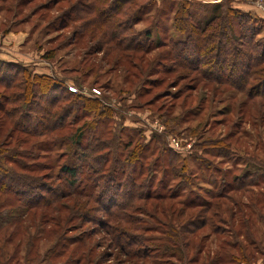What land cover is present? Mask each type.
Returning a JSON list of instances; mask_svg holds the SVG:
<instances>
[{"label":"rangeland","instance_id":"rangeland-1","mask_svg":"<svg viewBox=\"0 0 264 264\" xmlns=\"http://www.w3.org/2000/svg\"><path fill=\"white\" fill-rule=\"evenodd\" d=\"M95 1L33 0L23 5L20 0H0V96L11 97L21 91L22 74L10 77L2 72L7 69L11 73L18 65L31 73L51 75L61 82L62 88L55 91L59 98L66 95L63 88L69 91V87H74L73 94L100 102L96 112L76 116L70 113L66 121H70V125L62 131L30 135L32 127L26 128L27 132L18 130L14 133L16 144L5 136L9 130L7 124L6 131L0 130V150L10 148L16 154L13 156L21 158L28 166L40 164L34 167L36 171L29 172L42 175L44 187L50 190H66V177L60 167L74 164L79 173L77 186L95 192L99 200L103 198L100 203L86 199L84 206L80 203L77 206V196L70 195L61 198L57 205L25 207L19 194L0 189V215L3 213L0 234L5 236V230L18 233L13 241L17 242L16 255H19L18 261L7 258L15 253L11 245L6 244L0 253V264H74L78 252L70 255L68 250L62 259L51 253L62 249L57 242L74 246L71 238L86 231L93 234L95 246L102 244L95 249L91 260L93 262L101 253L99 264H214L211 259L214 260V253L219 251L215 236L220 240L239 241L247 249L251 246L241 236L246 232L252 234L257 247H262L264 87L253 86L258 78L264 77L260 76L264 74V61L255 66L258 73L247 79L246 84L242 69L247 57L237 54L236 49L244 53L252 49L264 53V15L256 12L252 0H130L116 8L113 4L122 0ZM92 4H96L95 8L89 9L83 19L73 17L72 11L81 13ZM184 8L190 11L194 24H181L174 18L175 12ZM63 10L67 18L60 27L55 16ZM241 13H246L247 24L251 25L240 28ZM91 18L95 19L94 25L87 24ZM124 20L126 25L118 24ZM116 21L117 30L121 31L119 38H124L122 53L107 49L113 44H108L110 33L107 30L105 34L103 27L97 25L108 26ZM83 28L85 31L78 30ZM238 31L242 33L239 35ZM102 41L108 42L96 52V46ZM7 61L16 62L10 66ZM72 79L78 80L77 83ZM58 104L61 107L67 102ZM107 112L108 116H101ZM83 123L87 128L83 136L100 144L99 156H95L99 164L95 169L76 164L77 156L83 151L81 148L54 147L61 135ZM89 125L95 126L96 131L89 129ZM22 140L28 144L24 145ZM172 156L179 158L178 161H187L189 167L183 172L188 181L168 173L166 164ZM241 174L246 176L238 183L244 187L227 195L244 204L242 210L250 226L235 222L240 213L234 220L229 218V213L212 216L214 229L211 225L201 227L192 238L197 249L185 254L180 250L170 256L175 249L173 234L178 231V220L182 219L178 217L181 204L176 201L187 192L183 186H195V192L209 199V195L216 194L217 186L226 185V180L230 182ZM132 187L137 195L125 200L129 196L125 193ZM176 189L181 194L175 198L150 197L155 192L169 193ZM144 192L151 193L145 196ZM111 196L116 200L113 202L127 204L125 209L116 211L125 214L123 219H116L117 213L111 217L105 210L109 208L107 200ZM69 203L76 204L74 213L67 212ZM55 206L58 214L65 216L55 228L59 232L57 239L42 234L49 229L47 221L52 222V216L48 214ZM15 209L23 211L15 212L18 216L7 226L2 218L7 213L13 214ZM42 212L44 217H40ZM17 220L20 222L16 228ZM107 221L130 236L131 242L150 238L144 247L148 258L134 253L140 250V245L126 247V254L107 247L106 239L115 234L106 231ZM153 227L157 230L151 231ZM163 232L172 236H165ZM226 250L236 253L235 248ZM227 251L225 256L229 255ZM90 258L86 257L80 264H89ZM262 261L258 256L252 264Z\"/></svg>","mask_w":264,"mask_h":264},{"label":"trees","instance_id":"trees-1","mask_svg":"<svg viewBox=\"0 0 264 264\" xmlns=\"http://www.w3.org/2000/svg\"><path fill=\"white\" fill-rule=\"evenodd\" d=\"M31 1L33 0H20V4L22 3L23 5H25ZM59 1L60 0H56V2H59ZM96 1L100 2L103 0H96ZM117 1L119 0H115V2ZM128 2H130V0H122L120 1L119 4L118 3L113 4V8L122 7L121 5L123 3L125 4ZM95 5L96 4H92L88 6L89 8L83 9L81 13L74 14L76 13V10L72 11L71 13L73 17L78 18V19H83L85 13H87L89 9H94ZM181 8H183V6ZM190 14H191L190 11L184 8L183 11L182 10L176 11L174 18L179 19L181 21V24H194L190 18ZM133 16H136L135 12ZM55 18L59 19L58 26L63 27L64 20L67 18L66 11L63 10L62 12L59 13V15H56ZM94 21L95 19L91 18V20L87 21V24L94 25ZM102 21L105 22L106 20H102ZM248 21L249 19L246 13H241V21L239 22L238 25L241 24L240 28H244L245 25L248 23ZM116 24H117V21L115 23L108 24V26L106 24H97V25L103 27L105 34L107 30H108V33H110L111 41L108 44H112V42L113 44L109 45L107 49L117 50V52L121 51L122 53L125 47L122 46L121 41L124 38L123 37L119 38L121 31L117 30ZM118 24L126 25V22L124 20V21H120ZM247 25H251V24H247ZM80 27H83V24L80 25ZM184 27H186V25H184ZM78 30L85 31V28L78 29ZM238 33L240 35L242 31H238ZM241 38H242V35H241ZM102 42L101 44H98L99 46H96L97 47L96 52L102 50L103 45H105L108 41H102ZM262 44H263L262 46L264 47V43ZM158 45L160 44H157V46ZM187 45L188 44H185L186 49L189 48ZM263 47H262V50H263ZM138 49H141V48H138ZM236 53L245 55L247 57V61L245 63L243 62L242 75L244 74V76L242 77H244L243 81L246 82V84H248L251 76H253V74L258 73L255 69V66L259 65V63L264 61V53L263 51L260 52L258 50L253 51V49L250 50L249 52L244 53L239 48L236 49ZM7 62H9L7 64L10 66L13 65L12 63H15V62H10V61H7ZM14 68L16 70L11 71V73H8L7 69H5L2 72L3 73L5 72L4 73L5 76L10 75V77L18 75V74H22L24 80L21 82L22 84L21 91L18 94L12 95L11 97L8 94L6 95L2 94L0 96V113L2 115L0 117H3V120L0 121V130L2 129L1 131H6L7 130L6 125L9 124V130L7 131L5 135L9 139H11V141L9 142H13L14 144L18 142L17 137L14 135V133L17 132L18 130L21 132H27L28 130L26 128L32 127L29 129L30 135L47 134V133H51V132H55L59 130L62 131L63 129L68 128V126L70 125V121L66 122L68 120L67 116L70 113H73L74 116L80 113H84L86 115V113L96 112L100 109V102L96 98H86L79 94H73L70 89L69 91H67L63 88V91H66V95L59 98L58 94L55 91L58 88H62V83L54 79L51 75L31 73L24 67L19 68L18 65H16ZM260 76L262 77L264 76V74ZM72 80L75 83H77L78 81L76 79H72ZM257 80L259 81L257 84L253 86V88L256 85H258L259 87L260 86L264 87V77L262 78V80L259 78ZM67 95L69 96L67 97ZM14 96H15V99H14ZM69 97H73L74 99L69 100L70 99ZM36 98L42 99L43 101L35 100ZM44 98L46 100H44ZM15 100L20 101V103L15 104L16 102ZM62 102L64 103L67 102V104L64 106L62 105L60 107L58 103H62ZM9 104H13V106L7 107V105ZM103 115L108 116V112L102 114L101 116ZM86 129H87L86 125L85 123H83L79 127L75 128L73 131L69 133L68 132L64 133L63 135H61L60 140L59 139L57 140L58 144H56L54 147H58V148L64 147L66 150H68V148L70 149L71 146L81 148L83 151L79 156H77L76 158L77 160L75 161L76 164L82 163V165H87L90 169H93V168L95 169V167H98V164H99L96 161L95 156H99L97 154V151L100 150L99 149L100 144L98 142L94 144L89 139H87L86 136H83ZM89 129H93L94 132L96 131V127L92 125H89ZM66 131H69V130H66ZM98 132H101V131H98ZM22 143L24 145H27L28 141L22 140ZM171 154H174V153H171ZM13 155H16V154L14 153L13 150H10V148L0 150V189L4 190L6 193L12 192L13 190L14 191V193L12 192L13 194L15 193L19 194L21 197L20 199L25 201L24 203L25 207H35L39 205L40 206L43 205L47 207L50 205H57L60 203L59 200L61 198L71 197L70 195L77 196V201H76L77 206L79 205V203L84 206L83 203H85L86 199H89V200L92 199L93 201H96L97 203H100L103 200V198L99 200L98 196L96 197L94 195L95 192H88V190L81 189L77 186V183H78L77 179L79 177V173H78V167L76 165L67 163L60 167L61 172L66 177V181H65L66 190L65 191H62L59 189L50 190L49 188L46 189L44 187L43 181L45 180L42 179V175L29 172L30 170L35 169L34 168L35 166L40 165V164L36 163L35 165L28 166V164L23 162L21 158H18ZM178 159L179 158L172 156L171 159L168 160V163L166 164L168 165V173H171V175L173 176H180L183 178V180L188 181L189 178L186 176V174H184L185 172L183 171L187 170L189 165L187 161L185 163L184 159H181V161H178ZM183 161H184V164L181 163ZM36 170L37 169H35V171ZM245 176L246 174H241L239 176L237 175L231 178L230 182L229 180H226L227 184L226 185L220 184L219 186H217L216 194L209 195L208 196L209 199H206V196L205 198H203L201 197L200 194H198V192H195L196 190H193L195 186H191V187L183 186L185 189H187V192L184 193L185 195L183 196V198H179L178 200L179 202L176 201L177 203L181 204L180 205L181 212L180 214L178 212L179 214L178 217H182V219L178 220L179 221L178 231L173 234L174 237H173L172 244L175 247V249L173 250L174 253L171 252L170 256H175L176 255L175 253L179 252L180 250H181L180 251L181 253L185 254V253H188V251L190 250L197 249V247L194 246V244H192V238L195 236V232L198 229L206 225H211L212 218L210 219V217L212 216H221V215H224L225 213H229V218L231 217V219L234 220L236 216L238 215L237 213H240L241 215L239 216V219L237 218L238 220L236 219L235 222L238 221L239 224L245 227L250 226L249 225L250 222L247 218V215L242 210L243 208L242 206L244 204L242 203L240 204L238 199L231 198L230 196L227 195L229 191L230 192L239 191L242 187H244V185H241L240 183H238V181L241 182V180H243ZM234 183H238V184L234 185ZM168 185H171V184H168ZM185 185H188V184H185ZM180 189L178 188L179 191ZM178 190L176 189L175 191H170L169 193L155 192L150 197L155 198V199L175 198L181 194V192H179ZM47 193L49 196H46ZM96 193H100V192L97 191ZM150 193L151 192H144L143 194L146 196L147 194H150ZM125 194L126 195L129 194V196L125 200H130L131 197L137 195V192H136V189L133 188L132 190H130L129 192ZM114 196H116V194ZM210 198L214 200H210ZM113 199L115 198L111 196V198L107 200L108 201L107 203H110V205L107 206L109 207L108 209H105V210H108L111 217L113 216L114 213H117L116 212L117 210L121 211L125 209L124 207L127 205L124 202L117 204L116 202H113V201H116ZM76 204L69 203L67 207V212L70 211L71 213H74ZM51 210L53 212L49 213L48 215L52 216L51 218L52 222L47 221L48 223H50L49 229L43 231L42 234L44 236L52 235L57 239L59 232L58 230H55V228L58 227L59 223L65 219V216L58 214L59 209L57 206L51 208ZM21 211L23 210L15 209L14 212H11L13 214L7 213L2 219L5 221L7 226L11 225L13 223V219L18 216V215L16 216L14 215L15 212H17L18 214ZM209 212L210 214L207 215ZM2 215L3 213H1L0 217H2ZM44 216H45L44 212L40 213V217H44ZM123 216H125L123 212L121 213V215L120 213L119 214L117 213L115 218L123 219ZM19 222L20 221L17 220V223L15 224L16 228L18 227ZM211 226L213 228V225ZM104 227L106 231L109 230V232H115V234L109 236L106 239L105 245L106 246L108 245L107 247L113 250L116 249L120 251L121 253L126 254L127 253L126 247H129L131 245H140L139 247L140 250H134L135 251L134 253L137 254V256L140 258H144V257L148 258V253H146L144 247H145V243L150 238L144 237L142 239H135V241L131 242L129 240L130 236H128L127 234L123 232H120L121 230L116 225L110 223L109 221H107L104 224ZM153 230L156 231L157 228H154L151 231ZM5 231H7L5 232V236L4 234L2 235L0 234L1 235L0 236V243H1L0 253L3 250L4 245L10 244L13 250V253L15 254L10 255V257H7V258H10V259L15 258L16 261H18L19 255H16L18 253L17 242L13 241L14 236L18 233L15 232L14 234L12 230L10 232H8V230H5ZM213 231H216V230H213ZM163 233H165V236L166 235H168L169 237L172 236L171 233H167V232H163ZM92 235L93 234L91 232L86 231L80 236H77L76 238H71L74 246H67L68 245L67 243L60 244L59 242H57V245L62 247V249L58 251L53 250L51 253V256L58 258V259H62L64 253L69 250L70 255L74 252L79 253V256L76 259L74 264H80L86 257H91L89 264L101 263V260H100L101 253L99 254V256L95 257V260L93 262L91 261L95 253V249L102 245L100 244L99 246L98 244L95 246V244L92 242V238H91ZM241 236H243V240L245 242L250 244L251 246L250 248L246 249V247H243L242 244H239V241H230V240H225V239L220 240L219 238L215 236V239L218 241L216 247L219 249V251L214 253L216 255V258L214 260L211 259L212 263L214 261V264H223L225 263V261H227L230 264H252L254 262V259H256L258 256L259 258L261 257L262 259H264V245L262 247H257L255 245L252 234L249 232L243 233V235ZM227 247H230L233 249L235 248L236 253L227 251L226 250ZM199 249L196 251V253L199 251ZM225 251H227L229 255L227 254V256H225L224 255ZM255 253L256 254L258 253L259 255L256 257Z\"/></svg>","mask_w":264,"mask_h":264},{"label":"built area","instance_id":"built-area-1","mask_svg":"<svg viewBox=\"0 0 264 264\" xmlns=\"http://www.w3.org/2000/svg\"><path fill=\"white\" fill-rule=\"evenodd\" d=\"M251 5L257 12L264 15V0H252ZM69 89L75 91L74 87H69ZM175 144H177V142H175ZM260 264H264V259Z\"/></svg>","mask_w":264,"mask_h":264},{"label":"crops","instance_id":"crops-1","mask_svg":"<svg viewBox=\"0 0 264 264\" xmlns=\"http://www.w3.org/2000/svg\"><path fill=\"white\" fill-rule=\"evenodd\" d=\"M250 9V8H249ZM255 11V10H254ZM257 12V11H256ZM259 13V12H257ZM262 17H263V14L259 13ZM10 62H16V61H10ZM259 263V262H258Z\"/></svg>","mask_w":264,"mask_h":264}]
</instances>
